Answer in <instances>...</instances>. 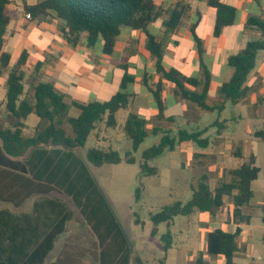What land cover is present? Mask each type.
Instances as JSON below:
<instances>
[{
    "label": "trees",
    "instance_id": "16d2710c",
    "mask_svg": "<svg viewBox=\"0 0 264 264\" xmlns=\"http://www.w3.org/2000/svg\"><path fill=\"white\" fill-rule=\"evenodd\" d=\"M24 9L30 13L32 20L53 17L60 22L61 32L72 46L86 40L93 47L102 38L103 53L113 55L116 44L123 30H141L147 36L146 49L155 58V70L163 80L175 84V94L181 96L200 108L222 112L228 102L241 103L247 99L250 88L246 85L249 75L256 68L259 52L264 51V17L251 16L248 26L256 27L261 35L252 36L238 54L229 58L233 68L232 77L222 84L220 93L223 100L219 104L207 103L212 85L211 73L204 63V44L196 34H192L197 44L202 69L201 77H188L180 70H167L163 65L166 45L151 33L150 27L165 12L169 18L164 21L165 38L173 34L180 25L188 6L178 2L165 10L154 0H20ZM33 1V4H29ZM11 0H0V80L8 71L5 113L0 114V199L21 205L34 194L41 195L35 203V213L14 214L9 210L0 212V264H46V260L55 248L60 235L65 233L67 224L73 219L69 206L61 199L50 197L52 192H59L71 197L81 214L91 226L100 243L98 262L95 264H147L141 256H132L130 244L118 224L109 204L99 190L87 162L93 166L119 164L123 161L135 163L133 152L149 136L147 121L131 113L125 129L133 143V152L124 157L113 148L92 147L88 150L86 160L78 153L85 147L90 135L100 124L107 128H116L117 114L129 108L133 93L127 89V80H123L121 91L108 101H93L83 104L70 100L58 91L51 82L41 81L34 85L32 96L25 92L28 52L24 51L17 64L10 68L11 53L5 51L8 27L17 12L10 8ZM208 6L215 10L216 19L214 36L220 38L223 29L235 24L237 9L221 0H208ZM42 64L36 67L39 73ZM153 86L145 77V83L153 96L159 121H174L167 118L164 100L163 80ZM1 107V105H0ZM72 109L79 111L78 116H71ZM40 118V124L33 136L24 134L27 127L25 120L31 114ZM70 124L73 135H70L63 123ZM154 128V134L160 133ZM207 128L190 132L181 129L176 135L164 132L160 141L145 150L142 155L141 176L151 177L159 169L150 166L149 162L162 155L166 150L174 151L184 142H193L202 148L210 144L204 138ZM255 135L264 138V130ZM260 169L252 154L242 166L230 171L232 179L212 188L204 178L194 189L192 198L184 203L176 201L165 206L160 212L151 216L155 225L167 223L169 227L180 215L189 216L196 211L211 212L225 205L226 198H231L233 209L229 212L235 223H249L244 208L254 197L253 182L258 178ZM142 195V185L137 189V199ZM241 229L235 232L216 228L207 236L206 250L209 255L224 257V264H236L235 257L239 252L238 238ZM163 248L167 252L173 247V234L169 230L163 235ZM166 264V257L160 260ZM50 264H83L76 255L59 258ZM196 264H206L203 256Z\"/></svg>",
    "mask_w": 264,
    "mask_h": 264
},
{
    "label": "rangeland",
    "instance_id": "374dc122",
    "mask_svg": "<svg viewBox=\"0 0 264 264\" xmlns=\"http://www.w3.org/2000/svg\"><path fill=\"white\" fill-rule=\"evenodd\" d=\"M16 6L23 7L21 2L13 0V7ZM199 9L203 13V18L198 35L203 40L204 46L216 47L217 51L216 58H208L206 52L203 57L213 80L207 103L214 105L223 100L220 87L233 73L232 67L228 64H221L223 48L235 47L239 44L243 27L237 18L234 27L227 31L231 33H227L226 41L221 43L222 41L214 37L215 10L203 3L199 4ZM159 27V25L156 27L157 33ZM171 40L172 42L177 41L180 46L176 48L175 44L168 45L169 48H176L177 57H167V66L173 65L186 75L201 77L203 72L200 60L196 59L195 53L192 52L195 46L193 37L181 33L179 37H173ZM103 44L104 41L100 38L92 47L95 57L101 56ZM134 52L127 56L129 57L127 66L120 65L124 63L125 55L118 53L112 59L110 75L114 77V86L109 87L110 94L121 91V84L125 79L129 92L140 95L142 99L146 98L145 77L148 76L150 84L157 77L154 57L145 50H140L138 53H136L137 50H134ZM260 54L264 55V51H261ZM180 57L185 59L184 63L178 61ZM259 62L260 58L257 60L255 69L258 68ZM67 66L72 69L83 67V71L90 74L93 71V66L86 57L71 60ZM159 77L162 79L161 75ZM165 82L166 115L174 116L175 120L159 121L153 112L154 103H150L149 106L138 112L139 116L147 121L146 128L149 136L136 152H133L132 140L124 127L120 126L114 133L105 134L102 129L104 128L103 124L98 126L99 129L96 133L90 135L85 147L78 151L85 160L90 148L103 145L102 142L99 144L97 141L101 135H104L111 137L104 143H112V148L117 150L121 156L124 157L128 152H133L135 163L123 161L119 164H105L100 167L88 164L92 177L110 209L116 215L117 222L130 244L132 256L140 255L147 264H161L160 260L165 255L162 237L170 230L174 236V244L173 248L169 250L167 264H196L197 259L203 256L202 252L206 249V241H201L204 233L203 227L207 228L205 224H208L202 223L200 220V216L204 212L196 211L190 216H177L171 227L167 223H162L158 226L156 235H153L155 225L151 216L176 201L187 203L192 198L194 189L204 178L208 179L212 188L220 186L223 182H229L232 179L230 171L247 162L253 154L256 158V166L260 171L258 178L253 182L254 197L251 200V206L244 208L245 214L251 217V222L246 225V234L238 238L240 250L235 257V263L264 264V138H258L255 135L257 131L264 130V77L260 76L259 72L254 77L253 84L257 87L254 96L259 105L228 102L222 112L198 107L176 95L175 84L169 81ZM186 105L190 106L185 110ZM77 113L78 111L73 109L70 115L75 116ZM120 116H123V113ZM63 126L70 135H73L72 128L66 119ZM155 126L160 127L162 132L154 134L152 129ZM206 128L207 131L203 137L210 140L207 148L189 142L178 145L174 151L166 150L162 155L149 162L150 166L159 169L158 175L141 176L140 164L143 152L157 144L164 132L176 135L181 129L193 132ZM112 139L115 141L111 142ZM238 153L244 156L239 158ZM141 185L142 195L138 200L137 189ZM49 196L63 200L73 209V219L66 234L59 241L56 253L62 249L61 256L63 258L73 254L79 257L83 264L97 263L101 250L99 240L73 199L57 191L52 192ZM231 200V198H226L223 207L205 212L206 218L211 224H217V218L223 219L225 222L231 219L228 214L232 206ZM215 227L217 226L212 229ZM190 255L194 259L190 258ZM209 256L206 259V264H222L219 261L220 259L224 260L222 256Z\"/></svg>",
    "mask_w": 264,
    "mask_h": 264
},
{
    "label": "crops",
    "instance_id": "0c3cea01",
    "mask_svg": "<svg viewBox=\"0 0 264 264\" xmlns=\"http://www.w3.org/2000/svg\"><path fill=\"white\" fill-rule=\"evenodd\" d=\"M17 1L21 2L20 0H17ZM154 1L157 3V5L163 7L165 10L175 6L178 2H182L189 7L180 25L178 26V28L175 30L173 34L169 35L168 37L165 38V27L163 25L164 21L169 18L166 12L150 27L151 33L156 35L159 40L165 41L166 51L164 55L163 65L167 70H169L171 68H176V67H173V65L167 66L166 59L167 57L168 58L177 57L176 48L180 46L177 41L172 42L171 38L179 37L181 33H185V34H188V36L193 37V34H192L193 26H195V31H196V34L198 35V29H199L200 23L203 18V13L199 9V4L203 3L207 5L208 0H154ZM221 1L237 9V18H239L240 25H242L243 27L239 44H237L235 47H229V48L224 47L223 48V54L221 55L222 56L221 64L229 65V58L233 55L238 54L239 51L245 47L247 41L252 36L261 35V32L256 27L248 26L247 21L251 16L264 17V0H221ZM11 2L12 3L10 5V8L17 12V17L11 21L8 27L4 49L5 51L11 53L10 68H13L17 64L20 56L22 55L24 51L28 52L27 64L24 67V70L27 74L25 78V92H26L27 97L32 96L34 92V85L38 84L41 81H46V82L53 83L55 88L61 93L65 94L70 100H74V101H77L83 104H88L89 102H93V101H101V102L108 101L116 94V93L110 94V92L108 91L110 86L112 87L114 86V77L110 75V65L112 63L111 62L112 59L116 55H118V53L120 55H125V58H124L125 61L124 63H121L120 65L127 66L128 58H129L127 56L129 54H132L134 50H137L136 53H138L140 50H145L149 52L146 49L147 36L143 31L125 29L123 30L121 36L119 37V40L116 44L115 52L113 55H106L102 52L101 56L95 57L93 55V50H92L93 48L88 46L86 40H84L83 42L79 43L76 46H72L71 44L68 43V41L65 39V37L63 36L61 32V26H60L59 20L53 17H50V16L47 17V19L41 18V20H38V19L28 20L26 18L27 12L24 9V4L21 2L23 5L22 8H19L18 6L14 8L13 0H11ZM33 3H34L33 1H29V4H33ZM215 19H216V13H215ZM158 25L160 27L157 33L156 27ZM234 25L225 27L223 29V33L221 37L217 38L220 41H222L221 43H224L226 41L227 33H231L227 31H229L228 29L234 27ZM40 32L41 34H39ZM171 44H175L174 46H176V48H169L168 45H171ZM194 49H192V52L195 53L196 59L200 60L196 42H195ZM204 49H205V52L207 53L208 58L217 57L216 47L208 48L205 45ZM80 57H86L89 59L90 64L93 66V71L91 74L84 72L83 67H79L75 69L68 68L67 65L69 61L80 58ZM259 58H260V62H259L258 68L254 69L251 72V74L249 75L247 84H246L250 88L251 91L247 99H245V101H243L242 103H247V104L250 103V105L252 104L259 105L256 101L257 100L256 97L254 96V93L257 92L256 91L257 87L253 83H254V77L258 72L260 76L264 77V55L261 56L260 52L257 57V60ZM153 61L155 65V58ZM178 61L181 63H184L185 59L180 57ZM40 64H42V68L40 72L37 73L35 70H36V67L39 66ZM256 66H257V63H256ZM186 76L193 77L189 75H186ZM231 77H229V79ZM7 79H8V71L4 73V75L2 76L0 80V105H1L0 114L3 117L6 115L5 102H6V95H7ZM160 80L161 79L159 75L157 74L155 81L149 84L153 86L155 83L159 82ZM165 81L166 80L163 81V84H164L163 96H164V100L166 104L165 96L167 94L166 93L167 91H165V84H166ZM212 86H213V80H212L211 88ZM211 88H210V91H211ZM174 92H175V89H174ZM133 94L135 96L133 97L129 108L125 110H121L117 114V121H118L117 127L107 128L103 124L104 125V128H102L104 129L103 133L105 134L114 133V131L120 128V126L125 128L126 121L129 115L133 113L139 116L138 112H141V110L149 106L150 103H154L153 112L156 117L157 109L155 106L153 96L151 95L148 87L146 86V92H145L146 98L145 99H142L141 96L138 94H135V93ZM188 106L190 105L185 106V110L187 109ZM121 113H123V116H120ZM165 114H166V111H165ZM78 115H79V111L77 115L75 116H78ZM166 117L174 118L175 120L174 116L168 117L166 115ZM25 123L27 127L24 130V134L27 136H33L36 132V128L40 124V118L36 114L33 113L29 115V117L25 120ZM154 128H160V127L155 126ZM98 129L99 127H97V129L93 131L91 135L96 133ZM160 130H161L160 132H162L161 128ZM97 137L99 136L97 135ZM103 137L105 138L103 139ZM106 139H111V137L104 136V135L100 136L97 143L101 144L102 142L103 145H100L99 147L106 148V149L112 148V145H111L112 143L111 144L104 143ZM113 141L115 140L112 139L111 142ZM184 143H189V142H184ZM184 143L180 145H183ZM238 154L240 156L239 158H242L244 156L240 153ZM88 164L90 163L87 162V166L89 168ZM242 165H239V167ZM40 197L41 195L34 194L31 197L27 198L19 206H16L12 202H7V201L0 199V212L3 210H9L12 213L17 214V215H20V214L32 215L35 213V203ZM248 206L250 207L251 203ZM69 208L71 211H73L71 207ZM232 209H233V205L231 206L230 211ZM114 216L116 218L115 214ZM217 219H218L217 224L214 225L209 222L208 218H206L205 212L202 213L200 216V220L202 223H208V224H205L207 228L203 227L204 233L202 234V238H201L202 242L206 241V245H207V236L214 229L221 228L225 231L235 232L237 228H240L241 229L240 236H244L246 234V225L251 222V219H250L249 223L238 224V223H235L232 220V218L230 219L231 221L228 220L227 222H225V220L223 219L221 220H219V218ZM71 221L68 222L65 233H63L62 235L58 237L56 244H55V248L51 252V254L48 256L46 260V264H50L52 262H55L57 259L62 258L61 256L62 249L60 250V252L57 251V253H56V250L58 249V243L61 240L62 236L66 234ZM214 226H217V227L212 229V227ZM173 244H174V241H173ZM169 250L167 252L164 251V254H165L164 257H166V264L168 263V260H169ZM202 253H203V258L206 262L207 261L206 259L210 256L207 253L206 249H204ZM190 258L194 259L192 255H190ZM219 262L224 264V260L220 259Z\"/></svg>",
    "mask_w": 264,
    "mask_h": 264
},
{
    "label": "built area",
    "instance_id": "2783aa9c",
    "mask_svg": "<svg viewBox=\"0 0 264 264\" xmlns=\"http://www.w3.org/2000/svg\"><path fill=\"white\" fill-rule=\"evenodd\" d=\"M26 18H27L28 20H32V16H31V14H30V13H27V14H26Z\"/></svg>",
    "mask_w": 264,
    "mask_h": 264
}]
</instances>
